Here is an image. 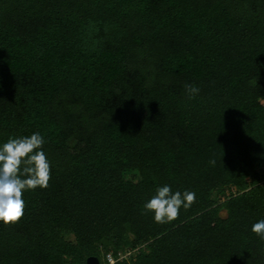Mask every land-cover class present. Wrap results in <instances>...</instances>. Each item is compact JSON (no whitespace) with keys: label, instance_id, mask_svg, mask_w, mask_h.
<instances>
[{"label":"trees","instance_id":"obj_1","mask_svg":"<svg viewBox=\"0 0 264 264\" xmlns=\"http://www.w3.org/2000/svg\"><path fill=\"white\" fill-rule=\"evenodd\" d=\"M36 132L0 264H264V0H0V147ZM164 185L196 201L160 224Z\"/></svg>","mask_w":264,"mask_h":264},{"label":"clouds","instance_id":"obj_2","mask_svg":"<svg viewBox=\"0 0 264 264\" xmlns=\"http://www.w3.org/2000/svg\"><path fill=\"white\" fill-rule=\"evenodd\" d=\"M188 99L199 94L200 89L186 84ZM44 137L39 133L10 138L0 147V221L5 225L17 224L24 216L23 192L47 188L50 180V163L42 146ZM215 165V160L209 162ZM196 194L185 190L173 193L170 186L158 187L144 205L145 213L153 212L157 223H170L179 217L180 209H189ZM252 231L264 240V220L252 225Z\"/></svg>","mask_w":264,"mask_h":264},{"label":"built area","instance_id":"obj_3","mask_svg":"<svg viewBox=\"0 0 264 264\" xmlns=\"http://www.w3.org/2000/svg\"><path fill=\"white\" fill-rule=\"evenodd\" d=\"M135 248H126L124 250H118L115 253L112 251H107L104 253L101 263L98 264H116L122 261H129V258H134V251H137Z\"/></svg>","mask_w":264,"mask_h":264},{"label":"water","instance_id":"obj_4","mask_svg":"<svg viewBox=\"0 0 264 264\" xmlns=\"http://www.w3.org/2000/svg\"><path fill=\"white\" fill-rule=\"evenodd\" d=\"M86 264H98V259L95 256H88L85 260Z\"/></svg>","mask_w":264,"mask_h":264},{"label":"rangeland","instance_id":"obj_5","mask_svg":"<svg viewBox=\"0 0 264 264\" xmlns=\"http://www.w3.org/2000/svg\"><path fill=\"white\" fill-rule=\"evenodd\" d=\"M231 192H232V190H231ZM224 193L227 194V193H228V190H225ZM220 215H221V216H224V215H225V212H224L223 210H221V211H220ZM135 252H136V251H134V254H135Z\"/></svg>","mask_w":264,"mask_h":264}]
</instances>
